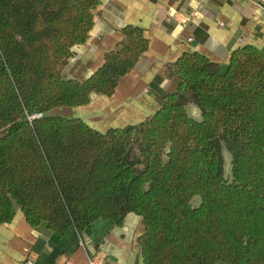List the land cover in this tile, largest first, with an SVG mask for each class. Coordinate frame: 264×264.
Returning <instances> with one entry per match:
<instances>
[{"label": "trees", "instance_id": "16d2710c", "mask_svg": "<svg viewBox=\"0 0 264 264\" xmlns=\"http://www.w3.org/2000/svg\"><path fill=\"white\" fill-rule=\"evenodd\" d=\"M98 3L0 0V224L20 210L63 236L131 213L143 264H264V47L183 52L158 109L101 132L55 111L112 95L148 41L126 25L90 76L64 78Z\"/></svg>", "mask_w": 264, "mask_h": 264}, {"label": "crops", "instance_id": "0c3cea01", "mask_svg": "<svg viewBox=\"0 0 264 264\" xmlns=\"http://www.w3.org/2000/svg\"><path fill=\"white\" fill-rule=\"evenodd\" d=\"M126 25L142 29L148 41L135 66L118 81L110 96L93 95L83 106L59 108L66 117L81 118L104 132L137 124L163 103L178 83L166 67L183 52L196 51L226 64L244 45L264 47V0H99L86 41L72 48L62 70L64 78L85 79L97 70L107 52L122 39ZM187 110L198 117L197 110ZM142 231L134 214L122 226L95 220L81 234L56 235L46 224L29 226L17 210L0 224V264H88L94 255L102 264H143L137 237Z\"/></svg>", "mask_w": 264, "mask_h": 264}, {"label": "rangeland", "instance_id": "374dc122", "mask_svg": "<svg viewBox=\"0 0 264 264\" xmlns=\"http://www.w3.org/2000/svg\"><path fill=\"white\" fill-rule=\"evenodd\" d=\"M189 114L191 115L192 112L191 111H188ZM55 113H61L60 111L56 110ZM224 167H225V170H224V173H225V177L228 178L229 177V170H230V157H229V154L227 153V151L224 149ZM198 200V198H196ZM196 202V201H194Z\"/></svg>", "mask_w": 264, "mask_h": 264}, {"label": "built area", "instance_id": "2783aa9c", "mask_svg": "<svg viewBox=\"0 0 264 264\" xmlns=\"http://www.w3.org/2000/svg\"><path fill=\"white\" fill-rule=\"evenodd\" d=\"M22 264H33L32 260L26 259L22 262ZM88 264H102L100 263L94 255H90L88 257Z\"/></svg>", "mask_w": 264, "mask_h": 264}]
</instances>
